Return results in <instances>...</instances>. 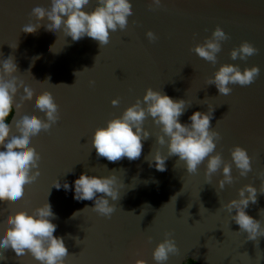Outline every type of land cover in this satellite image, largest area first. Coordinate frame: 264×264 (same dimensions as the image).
<instances>
[{"label": "water", "instance_id": "1", "mask_svg": "<svg viewBox=\"0 0 264 264\" xmlns=\"http://www.w3.org/2000/svg\"><path fill=\"white\" fill-rule=\"evenodd\" d=\"M37 3L48 0H0V59L14 56L17 75L33 85L31 98H16L22 110L43 116L33 100L48 90L59 106V119L31 138L41 156L39 175L25 186L21 199L0 200V230L9 213L31 212L48 200L56 214L54 234L64 237L68 249L66 264H134L137 259L147 264H264V236L247 239L224 207L251 183L258 200L247 212L264 223V193L259 192L264 185V0H162L151 7L150 0H132L126 28L110 31L103 45L87 36L73 41L62 30L45 28L43 21L35 33H25L22 28L35 19L31 13ZM97 3L90 0L87 10ZM217 26L228 38L213 63L194 48ZM149 30L155 40L147 37ZM244 41L258 51L232 59L231 50ZM225 63L241 70L258 65L260 72L251 84H230L232 91L220 94L208 79ZM148 88L187 100L182 122L196 110L214 107L210 126L220 136L212 154L220 152L232 163L231 150L244 147L252 158L248 174L241 176L233 163V181L220 188L223 165L208 180L207 158L195 172L175 155L164 171L150 167L146 158L151 152L158 148L167 155V144L157 143L161 128L150 116L144 127L151 135L138 159L98 157L91 144L95 130L142 101ZM113 99L119 103L113 105ZM113 170L124 184L110 216L94 211L92 200L78 201L71 189L53 186L57 179L72 184L82 172L106 176ZM166 238L174 239L178 251L157 262L153 251ZM3 255L0 264H40L31 254L16 257L11 248Z\"/></svg>", "mask_w": 264, "mask_h": 264}, {"label": "clouds", "instance_id": "2", "mask_svg": "<svg viewBox=\"0 0 264 264\" xmlns=\"http://www.w3.org/2000/svg\"><path fill=\"white\" fill-rule=\"evenodd\" d=\"M89 3L90 0H48L47 5L37 3L31 13L35 19L25 24L22 31L35 33L43 21L45 28L53 32L62 30L64 36H70L73 41L87 36L103 45L108 43L110 31L126 28L133 12L132 0H98L91 11L86 8ZM161 3L162 0H150V7ZM146 35L150 40L157 38L151 30ZM227 38L224 29L217 26L210 37L195 46L194 51L215 63L222 47L221 42ZM10 46L15 49L17 43ZM257 51L251 42L244 41L233 48L230 55L234 60L237 57L246 59ZM259 72L258 65L241 70L237 64L225 63L208 79V84H215L220 94H229L232 91L230 84L249 85ZM17 73L20 72L14 56L0 59V200H18L24 196L25 186L39 175L41 159L35 146L30 144L31 138L42 130H50L59 119V106L48 90L37 93L33 100L34 106L43 116L22 110L17 96L20 100L31 98L34 89L31 83ZM118 103V99L112 100L113 105ZM188 106V101L183 98L176 99L163 91L148 88L142 101L138 99L120 116L108 120L106 126L95 130L92 147L98 157H105L108 161L114 162L124 157L129 160L138 159L143 151V142L151 135L144 127L145 119L150 116L161 128L162 134L157 137V143L167 144V155L157 148L154 154L150 153V158H146L150 167L164 171L168 158L175 155L185 162L188 172H195L198 165L207 158L205 174L208 180L223 165V177L218 182L220 188L233 181V163L240 170V175L246 176L252 169V158L244 147L236 145L231 150L232 163L225 162L220 152L212 154L220 136L210 126L214 107H208L206 112L196 110L187 122H182L180 117ZM123 184L113 170L106 176L82 172L72 184L57 179L53 186L57 189H71L73 198L78 201L92 200L91 208L94 211L110 216L116 207L112 202L120 199ZM257 191L253 184H246L239 189L238 198L224 205L232 214V220L239 225L240 231L247 233L249 240L264 236V223L247 212L250 202L255 204L258 200ZM259 192L264 193V185L259 188ZM262 212L264 209H261ZM55 215L48 200L31 212L25 209L9 213L3 221L6 227L0 230V261L6 260L3 251L11 248L16 257L31 254L40 264H66L68 249L64 237L54 234L57 228L53 222ZM177 251L174 239L166 238L155 247L152 255L155 261L164 262L170 253ZM134 264H147V261L137 259Z\"/></svg>", "mask_w": 264, "mask_h": 264}, {"label": "trees", "instance_id": "3", "mask_svg": "<svg viewBox=\"0 0 264 264\" xmlns=\"http://www.w3.org/2000/svg\"><path fill=\"white\" fill-rule=\"evenodd\" d=\"M185 264H201V263L194 260H188Z\"/></svg>", "mask_w": 264, "mask_h": 264}, {"label": "snow or ice", "instance_id": "4", "mask_svg": "<svg viewBox=\"0 0 264 264\" xmlns=\"http://www.w3.org/2000/svg\"><path fill=\"white\" fill-rule=\"evenodd\" d=\"M25 192H26V188H25Z\"/></svg>", "mask_w": 264, "mask_h": 264}]
</instances>
